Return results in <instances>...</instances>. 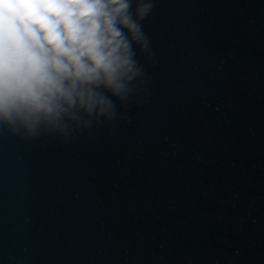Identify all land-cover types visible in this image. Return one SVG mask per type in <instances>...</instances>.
Masks as SVG:
<instances>
[{"label": "water", "instance_id": "water-1", "mask_svg": "<svg viewBox=\"0 0 264 264\" xmlns=\"http://www.w3.org/2000/svg\"><path fill=\"white\" fill-rule=\"evenodd\" d=\"M126 117L0 134V264H264V0H155Z\"/></svg>", "mask_w": 264, "mask_h": 264}, {"label": "clouds", "instance_id": "clouds-1", "mask_svg": "<svg viewBox=\"0 0 264 264\" xmlns=\"http://www.w3.org/2000/svg\"><path fill=\"white\" fill-rule=\"evenodd\" d=\"M155 0H0V134L68 142L114 122L155 64Z\"/></svg>", "mask_w": 264, "mask_h": 264}, {"label": "snow or ice", "instance_id": "snow-or-ice-1", "mask_svg": "<svg viewBox=\"0 0 264 264\" xmlns=\"http://www.w3.org/2000/svg\"><path fill=\"white\" fill-rule=\"evenodd\" d=\"M214 264H215V262H214Z\"/></svg>", "mask_w": 264, "mask_h": 264}]
</instances>
